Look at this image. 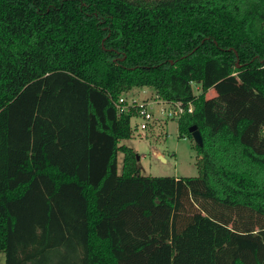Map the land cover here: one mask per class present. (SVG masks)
<instances>
[{"label": "trees", "instance_id": "16d2710c", "mask_svg": "<svg viewBox=\"0 0 264 264\" xmlns=\"http://www.w3.org/2000/svg\"><path fill=\"white\" fill-rule=\"evenodd\" d=\"M144 86L197 125L198 176L142 175L122 143ZM0 252L264 264V0H0Z\"/></svg>", "mask_w": 264, "mask_h": 264}, {"label": "rangeland", "instance_id": "374dc122", "mask_svg": "<svg viewBox=\"0 0 264 264\" xmlns=\"http://www.w3.org/2000/svg\"><path fill=\"white\" fill-rule=\"evenodd\" d=\"M240 64L239 60L237 61ZM200 91V86H195ZM210 90L208 95H212ZM126 100L133 104L144 102L153 112V119L146 129L136 128L143 120L139 115L132 117L133 133L122 143L131 146L139 156L138 166L142 175L147 176H198L200 173V153L196 148V141L189 136H181L178 131V118L168 117L163 109L171 110L157 98L156 91L148 86L135 87L123 94ZM136 114V113H135ZM123 161L122 152L119 153V167ZM5 253L0 252V264H5Z\"/></svg>", "mask_w": 264, "mask_h": 264}, {"label": "built area", "instance_id": "2783aa9c", "mask_svg": "<svg viewBox=\"0 0 264 264\" xmlns=\"http://www.w3.org/2000/svg\"><path fill=\"white\" fill-rule=\"evenodd\" d=\"M127 101V102H126ZM161 102H164L163 100H161ZM166 103V102H165ZM167 105H172V109L170 110H166V109H163V111L167 112L168 114V117H175V118H180V116L184 113L185 111V108L180 104V103H177V102H172V103H166ZM135 107L136 109V115H139L141 118H142V122L138 125V127L142 128V129H146L147 128V124L150 120H152L154 117H153V112H151L148 107H147V104L144 103V102H140L138 104H133V102L131 103L130 101L126 100V98L124 96H122L120 99H119V104H118V107L121 109V110H131L132 107ZM194 104L193 103H189L188 104V108L187 110L189 112H192L194 110Z\"/></svg>", "mask_w": 264, "mask_h": 264}, {"label": "water", "instance_id": "95a60500", "mask_svg": "<svg viewBox=\"0 0 264 264\" xmlns=\"http://www.w3.org/2000/svg\"><path fill=\"white\" fill-rule=\"evenodd\" d=\"M190 131H191L192 136H193L194 140L196 141V143L198 145H202L203 144V138H202L200 130L197 128V125L196 124L192 125L190 127ZM137 159H139L138 155H137Z\"/></svg>", "mask_w": 264, "mask_h": 264}]
</instances>
